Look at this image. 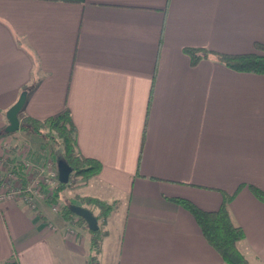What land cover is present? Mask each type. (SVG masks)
Instances as JSON below:
<instances>
[{"label": "crops", "instance_id": "0c3cea01", "mask_svg": "<svg viewBox=\"0 0 264 264\" xmlns=\"http://www.w3.org/2000/svg\"><path fill=\"white\" fill-rule=\"evenodd\" d=\"M254 42L264 0H0V130L23 90L19 119L67 108L79 151L101 164L72 197L120 201L94 261L83 226L0 201V264H220L170 199L215 210L230 194L237 248L264 264V203L249 188L264 191V74L185 51Z\"/></svg>", "mask_w": 264, "mask_h": 264}, {"label": "trees", "instance_id": "16d2710c", "mask_svg": "<svg viewBox=\"0 0 264 264\" xmlns=\"http://www.w3.org/2000/svg\"><path fill=\"white\" fill-rule=\"evenodd\" d=\"M253 47L254 50L247 53H225L201 48H185V51L189 55L192 64H196L201 58L212 56L215 60L234 71L264 74V43L254 42ZM19 129L43 138L56 159H61L67 163L72 169V176L79 177L83 182L97 175L100 171L101 164L99 161L84 156L79 151L76 141V127L67 108L42 119L23 116L19 121ZM3 134L10 133H5L1 129L0 135ZM11 169L19 180L24 183L25 179L20 162L15 161ZM70 185L69 182H58L54 190L48 195V202L57 203L62 191ZM249 188L253 195L264 203V191L254 185H249ZM233 195H225L220 206L215 210L201 209L185 198L173 197L170 200L192 214L203 237L220 255L222 259L220 264H250L237 248V243L244 238V233L240 226L233 223L229 213L228 203ZM76 199L87 208L92 206L89 208L92 212L94 208L97 209V212H93V214L97 218L98 228L90 230L87 227L90 233L89 261H94L99 251L102 236L105 234L99 232L106 225L107 218L113 210L114 201L107 202L89 196H76ZM69 204L71 203H64L61 206L65 219L74 221L72 217H76L77 221L87 226L83 218L75 215L68 208ZM2 264H18V262L15 259H8Z\"/></svg>", "mask_w": 264, "mask_h": 264}, {"label": "rangeland", "instance_id": "374dc122", "mask_svg": "<svg viewBox=\"0 0 264 264\" xmlns=\"http://www.w3.org/2000/svg\"><path fill=\"white\" fill-rule=\"evenodd\" d=\"M23 117V116H22ZM20 120V119H19ZM55 160V166H56V157L54 154L50 152L49 146L45 144L44 139L34 135L33 133H30L25 130L18 129L10 134H3L1 135L0 139V178H4L6 173L12 170V166H14V162L18 161L22 165V173L24 174V183H22V180H17V183H15V187L19 184L23 187H30L32 192L34 193L32 201H29L27 206L32 209H37L38 207L40 209L43 208V205L48 208V212L53 213H61L63 214V208L61 207L64 203H74L78 204L80 203L72 196V188L77 186V178L76 176H72V173L69 177L68 182L71 183V185L67 188H65L61 196L58 198L57 203H50L48 202L47 198L48 195L54 190L56 187L55 183L51 182L52 179L48 176L46 171H41L39 169L33 170L32 172H37L38 175L33 174L32 172H28L29 175H31L30 178H28V174H25V167L26 163H29L30 165H44L47 166L46 161L47 160ZM10 160V161H9ZM52 167H55L54 164L51 165ZM57 170V169H56ZM67 182V183H68ZM55 185V186H54ZM54 186V187H53ZM14 187V186H13ZM53 187V188H52ZM15 197H18V194H14ZM25 193H19V197H22L25 200ZM15 200V199H13ZM16 201V200H15ZM26 201V200H25ZM25 203V202H24ZM89 208L92 206H88ZM120 207V201H114L113 203V210L114 214L118 215L116 210ZM55 208V210L53 209ZM112 210V211H113ZM93 212L96 213L97 209H93ZM72 220L70 223L76 224V228H80L81 230L84 228L83 233L85 235H90V233L87 230V226L84 225V223L77 221L76 217H72ZM83 226V228H81ZM106 232V226H104L100 230L101 233ZM96 264V263H94Z\"/></svg>", "mask_w": 264, "mask_h": 264}, {"label": "water", "instance_id": "95a60500", "mask_svg": "<svg viewBox=\"0 0 264 264\" xmlns=\"http://www.w3.org/2000/svg\"><path fill=\"white\" fill-rule=\"evenodd\" d=\"M27 96V91L20 92L16 101L6 110L5 118L7 120L6 126L3 128L5 133H12L19 129V112L21 111ZM57 179L60 183H67L72 173L71 167L61 159L56 160ZM68 208L77 216L83 218L87 224L88 229L96 230L98 228L97 218L93 212L79 204L71 203Z\"/></svg>", "mask_w": 264, "mask_h": 264}, {"label": "built area", "instance_id": "2783aa9c", "mask_svg": "<svg viewBox=\"0 0 264 264\" xmlns=\"http://www.w3.org/2000/svg\"><path fill=\"white\" fill-rule=\"evenodd\" d=\"M47 166L45 167L44 165H30L29 163H26V169H25V174H28V178L31 177L28 172H32L33 170L39 169L41 171H46L50 179H52L51 182L55 183V185L58 182L57 179V170L55 166V160H47L46 161ZM54 164L55 167H52L51 165ZM33 174H37V172H32ZM18 176L10 170L9 172L6 173L4 178H0V201L5 200V199H15L19 200L20 202H25L28 203L29 201H32L34 193L30 189V187H23L22 185H18L15 187V183H17ZM54 185V186H55ZM14 186V187H13ZM53 186V187H54ZM52 187V188H53ZM19 193H25V200L22 197H19ZM14 194H18V197H15ZM55 210V208H53Z\"/></svg>", "mask_w": 264, "mask_h": 264}]
</instances>
